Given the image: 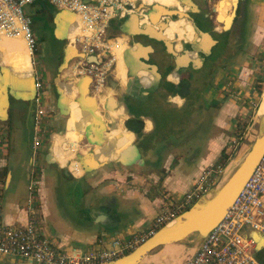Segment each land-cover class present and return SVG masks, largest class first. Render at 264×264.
<instances>
[{
    "label": "crops",
    "instance_id": "crops-1",
    "mask_svg": "<svg viewBox=\"0 0 264 264\" xmlns=\"http://www.w3.org/2000/svg\"><path fill=\"white\" fill-rule=\"evenodd\" d=\"M219 1L136 0L110 22L115 62L100 93L75 74L74 15L47 0L25 7L37 53L48 48L38 206L55 248H108L146 231L164 198L189 191L233 141L252 144L242 129L264 106V0H228L223 12ZM37 66L22 41L0 38V226L28 221ZM246 237L264 264V236Z\"/></svg>",
    "mask_w": 264,
    "mask_h": 264
},
{
    "label": "built area",
    "instance_id": "built-area-1",
    "mask_svg": "<svg viewBox=\"0 0 264 264\" xmlns=\"http://www.w3.org/2000/svg\"><path fill=\"white\" fill-rule=\"evenodd\" d=\"M39 0H0V38L20 40L35 64L37 40L31 30V18L25 7ZM54 8L74 15L75 24L68 43L85 58L94 56L96 64L79 59L75 74L91 81L93 92L100 93L106 77L111 73L115 58L113 42L107 37L110 22L134 11L136 0H47ZM34 112L32 125V154L30 177L24 208L28 215L23 227L0 226V259L12 264H109L137 248L156 231L172 223L189 210L225 174L234 153L240 149L238 141L229 145L226 164L205 168L191 189L182 196H167L146 231L130 238L113 240L108 248L60 251L40 231L39 196L41 166L38 150L46 127L44 110L45 87L34 73ZM264 152L245 181L223 218L206 235L194 253L182 264H258L254 257V243L246 233L255 231L264 236Z\"/></svg>",
    "mask_w": 264,
    "mask_h": 264
},
{
    "label": "water",
    "instance_id": "water-1",
    "mask_svg": "<svg viewBox=\"0 0 264 264\" xmlns=\"http://www.w3.org/2000/svg\"><path fill=\"white\" fill-rule=\"evenodd\" d=\"M89 0H84L88 2ZM220 2L217 4L219 5ZM220 18V16H218ZM96 64L94 56L83 57ZM6 135H3L5 139ZM264 152V112L257 116L254 140L242 159L226 172L189 210L156 231L145 242L109 264H157L180 253L194 251L223 218ZM264 243L261 238L260 244Z\"/></svg>",
    "mask_w": 264,
    "mask_h": 264
},
{
    "label": "rangeland",
    "instance_id": "rangeland-1",
    "mask_svg": "<svg viewBox=\"0 0 264 264\" xmlns=\"http://www.w3.org/2000/svg\"><path fill=\"white\" fill-rule=\"evenodd\" d=\"M44 48L41 49V53H36L37 57L36 59L34 60V62L38 63L39 66H37V73H38V77L39 79L43 82L44 81V78H45V73L44 71L41 69L40 67V64H41V60L43 59H48V55H46L47 53V45L43 46ZM52 52V51H51ZM57 67V66H55ZM45 98V97H44ZM44 101V99H43ZM258 112V110H257ZM256 112L252 113L253 115V119H254V125L252 126L251 125V122H248L244 129H242V131L246 132L247 129L249 128V132H248V140H253V136L255 135L256 133V126H257V120H256ZM242 145H240V149L238 151H236L234 153V155L232 156L231 160H230V165H231V168L234 167L237 162L239 161V159H241V157L245 154V152H247V150L250 148L251 146V142H247L246 139L241 142ZM179 258V257H178ZM169 262H166L165 264H175V262L179 261L177 260V257H174V258H171L170 260H168ZM1 264V263H0ZM7 264H12L11 262L7 263Z\"/></svg>",
    "mask_w": 264,
    "mask_h": 264
},
{
    "label": "bare ground",
    "instance_id": "bare-ground-1",
    "mask_svg": "<svg viewBox=\"0 0 264 264\" xmlns=\"http://www.w3.org/2000/svg\"><path fill=\"white\" fill-rule=\"evenodd\" d=\"M220 3H219V5H218V7H219V9L220 10H222L221 12H223L224 10H225V8L227 7V2L229 3V1L227 0V1H224V0H221V1H219ZM232 7V6H231ZM29 57V56H28ZM264 104V103H263ZM264 112V106L262 105V107L260 108V110H259V115L260 114H262ZM231 169V165H229L228 166V168H227V170H226V172H228L229 170ZM225 172V173H226ZM191 253H193V251H190L189 253H187L186 255H190Z\"/></svg>",
    "mask_w": 264,
    "mask_h": 264
},
{
    "label": "trees",
    "instance_id": "trees-1",
    "mask_svg": "<svg viewBox=\"0 0 264 264\" xmlns=\"http://www.w3.org/2000/svg\"><path fill=\"white\" fill-rule=\"evenodd\" d=\"M263 89H264V84H262L261 86H257L258 93L262 94L263 93ZM221 158L222 159H221L220 163L221 164H226L228 157L225 154H222ZM256 258L258 259V256H256Z\"/></svg>",
    "mask_w": 264,
    "mask_h": 264
}]
</instances>
